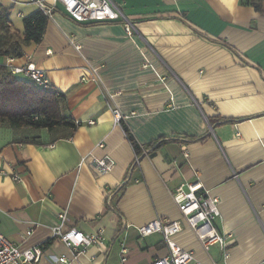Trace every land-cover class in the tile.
<instances>
[{"label":"crops","instance_id":"0c3cea01","mask_svg":"<svg viewBox=\"0 0 264 264\" xmlns=\"http://www.w3.org/2000/svg\"><path fill=\"white\" fill-rule=\"evenodd\" d=\"M17 1L0 6L21 33L37 7ZM112 1L135 23L132 38L119 22L77 23L58 9L42 40L23 46L63 95L73 127L0 124V233L41 248L39 264L62 255L71 264H149L167 249L160 234L141 238L137 229L177 220L174 240L193 252L191 264H222L220 247L204 250L172 198L181 184L198 183L218 199L228 263H264V1L260 11L248 0ZM144 58L153 68H141ZM112 109L126 117L114 123ZM122 126L141 146L161 139L133 169ZM105 156L113 162L106 174L89 160L80 165ZM65 211L63 229L102 236L76 259L52 236Z\"/></svg>","mask_w":264,"mask_h":264},{"label":"built area","instance_id":"2783aa9c","mask_svg":"<svg viewBox=\"0 0 264 264\" xmlns=\"http://www.w3.org/2000/svg\"><path fill=\"white\" fill-rule=\"evenodd\" d=\"M28 1L36 5L48 19L51 18L55 10L59 9L77 23L119 22L128 38H132L136 31L135 23L129 20L112 0ZM12 3L18 4L20 2L12 0ZM17 16L22 17L20 13H18ZM74 48L79 52L80 45H74ZM4 67L7 68L11 75L25 79L38 88H49V81L46 77L45 70L36 66L32 60V56L29 54L23 52L20 57H5ZM141 68L148 69L153 67L147 59L144 58L141 63ZM88 72L91 75V80L96 81L98 78L97 69L89 65ZM160 81L163 83L164 79L161 78ZM112 114L114 123H118L126 117L117 109H112ZM76 124L78 123L76 122ZM89 124H92V122ZM98 146L102 147L103 145L99 144ZM143 154H146V152L143 151ZM184 156L187 157L186 151H184ZM87 160H89V165L92 170L99 175L106 174L113 168V162L108 156L103 158L84 157L81 159L80 165L86 163ZM135 160L138 162V158L135 157ZM12 178L17 182L20 181V177L16 175H13ZM200 189L201 185L198 183L181 184L172 194L173 201L182 219L187 226L195 232L204 250H208L210 246L218 245L223 256L222 264H229L227 247L230 235L221 233L215 225L216 220L220 217L218 199L210 197L206 191H200ZM58 218L60 223L52 228V236L71 251L73 259L84 254L89 247L97 245L102 241L100 233L88 234L77 226L63 229V225L67 220L66 211L60 213ZM181 229L182 226L179 221L161 218H156L137 229L141 238L152 234H160L167 249V254L165 256L154 259L149 264H191L193 262V252L182 248L174 240V237ZM31 234L32 230L26 232L27 236ZM122 253H124V250ZM42 256L43 253L41 248H22L0 233V264H39ZM121 260L125 261V258L122 257ZM55 263L71 264L64 255L60 256Z\"/></svg>","mask_w":264,"mask_h":264},{"label":"trees","instance_id":"16d2710c","mask_svg":"<svg viewBox=\"0 0 264 264\" xmlns=\"http://www.w3.org/2000/svg\"><path fill=\"white\" fill-rule=\"evenodd\" d=\"M263 1L248 0V4L256 11H260ZM9 15L10 10L0 6V56L20 57L24 52V45L38 44L42 40L48 17L37 8L30 15L23 17L20 33L13 28ZM62 101L63 95L59 92L49 88H38L25 79L11 75L6 67L1 68L0 124H6L13 129L32 127L52 130L62 125L73 127L69 118L62 113ZM122 128L138 161L144 155H150L161 144L160 139L148 146H141L127 128L123 126ZM143 151L146 154H143ZM137 164L134 158L132 169Z\"/></svg>","mask_w":264,"mask_h":264}]
</instances>
